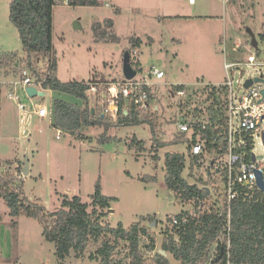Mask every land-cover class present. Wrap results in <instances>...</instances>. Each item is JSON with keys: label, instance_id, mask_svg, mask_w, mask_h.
<instances>
[{"label": "rangeland", "instance_id": "1", "mask_svg": "<svg viewBox=\"0 0 264 264\" xmlns=\"http://www.w3.org/2000/svg\"><path fill=\"white\" fill-rule=\"evenodd\" d=\"M11 1L0 0V169L16 172L24 179L27 196L38 198L50 211L60 208L65 194L80 195L84 201L91 202L99 180L105 195L117 197L112 201L106 220L113 226L120 222L130 226L142 218L149 222L152 216L160 248L163 230L170 225L169 218L186 210L194 213L196 209L194 203L181 201L167 187L166 152L186 154L188 165L184 175L191 183L196 177L208 179L211 157L206 155L203 162L190 164L191 131L185 140L167 143L155 152L147 124L112 127L107 131L110 138L104 141L105 128L100 125L83 126L82 138L57 129L53 125L54 99L71 102H79V99L49 88L45 95L33 97L19 88L18 94L24 103L44 106L49 112L43 118L22 115L17 102L8 96L10 82L19 79L20 70L24 68L19 33L9 19ZM99 2V5L72 6L65 0L57 1L54 6L53 43L58 77L65 81L120 80L124 78L125 52L132 46L130 39L142 38V45L133 54L142 62V71L137 73L136 79L146 80L154 88L153 102L163 116L159 135L164 141L175 137L178 124L170 120L181 112L199 110L207 117L212 102L209 89L226 79L225 63L243 64L232 74L235 83L258 73L256 66L249 64V56L255 51L253 37L264 50L260 36L264 32V0H197L195 4H190L189 0ZM106 18L114 19L120 42L95 41L92 26ZM11 53H17L18 57L8 65L3 64V57ZM152 65L163 71L161 78L148 74ZM181 83L187 86V93L184 96L170 94L172 84ZM91 100L94 104L96 97L91 95ZM59 133L60 138H57ZM134 136L146 141L145 150L140 152L129 147V140ZM251 143L257 159L264 161L262 136L254 135ZM155 153H158L156 158ZM26 161L28 172L24 173ZM210 172L215 173L213 168ZM214 178L210 184L211 199L220 206L222 195L217 187L223 189L224 183L218 176ZM12 220L0 196V264H61L54 243L46 240L38 219L22 215L15 218L16 225ZM167 256L170 264H180L172 254ZM65 264L99 263L71 255Z\"/></svg>", "mask_w": 264, "mask_h": 264}, {"label": "trees", "instance_id": "2", "mask_svg": "<svg viewBox=\"0 0 264 264\" xmlns=\"http://www.w3.org/2000/svg\"><path fill=\"white\" fill-rule=\"evenodd\" d=\"M56 3L57 0H12L9 6V19L18 30L22 44L21 63L34 70L39 64L51 63V74L45 87L79 99V102L62 98L54 99V127L82 138L83 126L100 125L105 128L106 134H103L102 139L104 141L110 138L107 131L112 127L147 124L151 129V147L155 152L167 143L185 140L186 137L178 138V136L173 137L169 142L162 140L159 135V122L163 116H160L159 110L155 108L143 110L135 102L134 97L130 99L120 95L116 118L104 113L103 108L108 103L109 83L113 80L93 78L65 81L58 77V62L53 43V9ZM67 3L72 6L100 4L99 0H68ZM92 27L95 41L120 42L121 40L115 32L113 18L95 22ZM260 36L264 40V32H261ZM130 43L132 46L127 51L130 53L131 64L138 73L142 71V62L133 54L140 48L143 39L133 36ZM17 57V53L6 54L3 57V64L5 62L8 65ZM172 85L175 94L182 89L187 90L185 84ZM220 88L225 87L220 86ZM142 90L149 93V102H153L156 98L154 88L145 85ZM209 91V98L212 100L208 106L211 119L205 129L197 124L192 140H188L191 165L203 162L207 152L215 151L223 155L227 151L225 142L218 144L213 139L214 134L217 133L215 122L224 113L220 110L216 91L210 89ZM91 95L96 97L94 104ZM200 133L205 139L206 148L201 155H193L192 143H195ZM129 147L141 152L146 149V141L134 136L129 140ZM154 156L158 157V153ZM164 163L165 182L169 190L181 201L194 203L196 209L194 213L186 210L176 215L178 218L187 215L186 222L181 221L173 225V218H169L170 225L163 230L160 248L157 247V239L152 227L155 218L152 219V216L149 217V222L142 218L141 221L134 222L130 226H125L121 222L113 226L106 220L112 201L117 197L105 195L99 180L91 195V202L84 201L80 195L65 194L60 208L50 211L38 198L31 199L27 196L23 189L24 179L16 172L0 169V196L8 206L15 225L17 224L15 218L22 215L33 217L42 223L44 237L54 243L55 253L61 264H65V260L71 255L81 260L97 261L99 264H170L167 256L169 253L179 260L180 264H228L227 253L221 254L223 244L220 245L217 253L214 252V246L219 239L226 238L228 227L226 205L219 206L217 201L211 199V191L208 192L205 188L210 187L215 181V173L212 172L206 180L196 177V181L191 183L184 175L188 165L185 153L166 152ZM219 178L224 182L222 171ZM217 188L219 192L222 191L220 187ZM230 237L232 264H264V200L240 198L232 203Z\"/></svg>", "mask_w": 264, "mask_h": 264}, {"label": "built area", "instance_id": "3", "mask_svg": "<svg viewBox=\"0 0 264 264\" xmlns=\"http://www.w3.org/2000/svg\"><path fill=\"white\" fill-rule=\"evenodd\" d=\"M196 2L197 0H189L190 4H195ZM253 48L255 51L249 56V64L256 66L258 73L255 76L248 77L242 81L237 80L236 85L232 74L236 69H240L243 64L241 62L225 63L226 79L219 86L214 84V88H210V90L216 91L217 99L221 106L220 110L224 113L215 122V130H217V133L214 134L213 139L215 143L221 144L225 142L227 145V151L223 155H219L215 151L206 153V155L211 157L209 169L211 170L213 168L214 175L218 177L222 171L225 178L223 182L224 187L219 194L222 195L221 205H226L228 227L226 238L221 237L219 239L214 246V252L217 253L220 245L223 244L221 246V254L223 255L224 252L227 253L228 264H232L230 262V212L232 203L240 198L255 201L264 200V191L261 190L257 182V173L259 171L264 176V161L258 160L250 148L254 135L263 136L264 134V50L259 47ZM23 66L24 68L20 70V78L10 82L11 91L8 93V96L17 102V106L22 115L33 114L43 118L49 113L46 107L37 104L27 105L18 94V89L22 88L30 97L33 96L27 92V87H34L38 92H45L47 89L45 86L51 74L52 64H39V67L37 69L35 68V70L30 69L26 64H23ZM147 72L158 78H161L164 74L155 65L149 67ZM239 72L241 73L242 70ZM250 78L253 79V83L246 87L245 82ZM255 78H260V80L256 81ZM109 84L108 103L103 108L104 113L116 118L119 111L121 94L130 99L134 97L135 102L143 110H148L149 108L159 110L158 105L154 102H149V93L142 90L145 85L151 86L146 80H137L134 77L130 80L112 81ZM220 86L225 88H220ZM186 93L187 90L182 89L178 91L177 95L184 96ZM170 94L174 96L175 92L170 90ZM34 96L42 95L36 94ZM52 113L53 111H51ZM181 113V115L178 114L179 116L175 117L178 130L174 135L177 136L180 132H184L187 136L188 132L191 131V140L196 132L195 126L200 124L205 129L211 119L210 114L205 118L204 114L200 111L193 110L191 112ZM22 132L26 133L25 129H22ZM60 135L59 133L57 138H60ZM27 137L30 138L31 134L28 133ZM205 148L206 142L200 133L197 135L195 143H192V153L193 155H201ZM253 156H255V159H253ZM187 219V215L181 218L174 217L172 224H179L181 221L186 222Z\"/></svg>", "mask_w": 264, "mask_h": 264}, {"label": "water", "instance_id": "4", "mask_svg": "<svg viewBox=\"0 0 264 264\" xmlns=\"http://www.w3.org/2000/svg\"><path fill=\"white\" fill-rule=\"evenodd\" d=\"M68 1V0H67ZM254 36V35H253ZM252 45L253 47L257 48L258 47V41L255 37L252 38ZM125 66H124V79H127V80H130V79H133L134 77H136L137 75V71L134 69V67L132 66L131 64V57H130V53L129 51H126L125 52ZM256 81H259L260 78H255ZM253 83V79H247L246 82H245V86L248 87L250 86L251 84ZM27 92L31 95V96H34L36 94H39V95H45V92L43 91H40L38 92L36 90V88L34 87H27L26 88ZM113 91V90H112ZM94 111V109H93ZM104 117V115H103ZM171 122L175 123L176 120L173 119V120H170ZM178 138H183L186 136V134L184 132H180L179 134H177ZM263 140H264V134L262 136ZM253 159H255V156H253ZM27 162L26 161V168L24 170V173H27L28 172V169H27ZM208 174L210 175L211 172L210 170L208 171ZM257 182H258V185L259 187L261 188L262 191H264V176H263V173L262 172H258L257 173ZM207 189L208 192H210V188L209 187H205ZM163 253L165 254V251H163Z\"/></svg>", "mask_w": 264, "mask_h": 264}, {"label": "crops", "instance_id": "5", "mask_svg": "<svg viewBox=\"0 0 264 264\" xmlns=\"http://www.w3.org/2000/svg\"><path fill=\"white\" fill-rule=\"evenodd\" d=\"M123 79V78H122ZM122 79H120V80H122ZM114 81V80H113ZM118 81V80H117ZM182 84V83H181ZM205 158H206V156H205Z\"/></svg>", "mask_w": 264, "mask_h": 264}]
</instances>
